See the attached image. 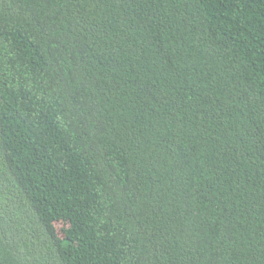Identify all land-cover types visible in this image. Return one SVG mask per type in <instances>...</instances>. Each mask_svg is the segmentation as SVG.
I'll return each instance as SVG.
<instances>
[{
  "label": "trees",
  "instance_id": "obj_1",
  "mask_svg": "<svg viewBox=\"0 0 264 264\" xmlns=\"http://www.w3.org/2000/svg\"><path fill=\"white\" fill-rule=\"evenodd\" d=\"M0 264H264V0H0Z\"/></svg>",
  "mask_w": 264,
  "mask_h": 264
}]
</instances>
